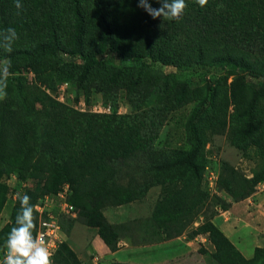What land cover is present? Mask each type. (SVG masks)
Instances as JSON below:
<instances>
[{
  "label": "trees",
  "instance_id": "obj_1",
  "mask_svg": "<svg viewBox=\"0 0 264 264\" xmlns=\"http://www.w3.org/2000/svg\"><path fill=\"white\" fill-rule=\"evenodd\" d=\"M21 2L23 9L17 10L14 0H0V30L14 28L20 38L4 59L11 62V73L26 65L42 85L7 83L0 100V213L14 190L6 183L12 173L18 180L37 179L35 189L27 191L32 205L67 182L77 215L59 217L65 235L78 221L94 229L111 252L125 237L131 244H149L202 235L217 264H264V247L246 258L212 221L217 207L228 209L264 183V163L247 177L221 162L217 182L227 200L209 194L201 155L204 130L224 132L228 126L232 145L264 157V0H208L204 7L186 0L179 20L153 19L138 0ZM149 3L160 7L157 0ZM103 54L108 57L100 58ZM109 57L120 63L146 58L170 66L199 64L234 75L229 83L193 86L149 72L145 64H111ZM64 80L87 102L92 92L100 93L101 105L111 110H79L47 92ZM122 91L130 109L118 113ZM188 103L194 105L185 122L187 149L158 146L155 140L170 112ZM157 185L160 196L148 218L122 226L105 218L104 208L141 200ZM20 210L18 199L11 222L0 228L1 255ZM53 260L83 264L64 240Z\"/></svg>",
  "mask_w": 264,
  "mask_h": 264
},
{
  "label": "rangeland",
  "instance_id": "obj_2",
  "mask_svg": "<svg viewBox=\"0 0 264 264\" xmlns=\"http://www.w3.org/2000/svg\"><path fill=\"white\" fill-rule=\"evenodd\" d=\"M60 34L66 37L65 31L62 29H60ZM19 40L20 38H18L13 45L20 42ZM99 57L107 58L108 55L103 54ZM73 60L77 64L82 63L76 56L73 57ZM108 60L111 64L115 63L114 65L145 64L149 67V72L157 73L174 80H184L193 86L206 84H211L213 86L215 80L226 81L229 83L234 75L231 74L230 71L222 68L199 64L170 66L146 58L137 62L123 60L121 63L112 57H109ZM4 61H6V59H4V51H1L0 62ZM64 81L67 82L66 90L63 94L64 103L73 106L74 108H78L79 110L100 112L95 111V109L99 108L98 106H102L100 93L92 92L89 97V102H87L84 93L77 90V88L71 84L70 80ZM12 82H17L22 85H42L41 81L26 65L20 66L18 70L9 75L7 83ZM59 84L60 82L56 83V86L58 87ZM56 88L53 91L47 89V92L49 94H56L58 92V89L56 90ZM122 93L123 91L119 94L117 106L115 108L118 113H125L130 109L128 103L123 98ZM193 105L194 103H188L170 112L163 126L159 130L157 139L155 140L158 146L182 152L187 149L185 122ZM207 117L206 114L203 117V121H206ZM200 127H202V124ZM228 131V126H226L224 132H214L205 129V144L201 155L203 156L206 165L203 172V183L209 194L230 200V196L218 187V170L221 162H227L247 177H251L253 171L258 170L264 163V157L255 154L252 149L243 151L232 145L228 139ZM36 181L37 179L34 178L18 180L15 173L8 176L6 183L11 188H14V190L13 193L8 196L0 213V228L6 223L11 222L10 214L14 204L18 201L19 197L27 194V191L35 189L38 184ZM159 196L160 186H153L147 191L146 195L141 200L133 201L125 205L113 207L108 206L103 209V214L109 223L117 226H122L124 223L126 224L133 219L148 218ZM245 200L247 206L244 204L234 210V215L238 214V210L241 208H247V211L250 212L244 216V221L248 222L244 225L246 228L240 229L236 235L238 239L242 241L240 242L242 245L236 243L237 245H240L236 247H239L241 252L246 245L253 248L257 246L264 247V231L263 229H259V226L264 224V183H259L254 192L245 198ZM233 203L234 202H232V204ZM212 208L214 209L215 207ZM217 209L219 211L220 207H217ZM217 214L213 217L212 221L219 220ZM258 214L261 215L262 219L257 220ZM200 220H202V217L199 218V221ZM199 221H195L194 226L198 225ZM237 228L238 226L236 225V229ZM202 237L204 236L198 235L193 239L187 240L183 235L158 243L149 244H131V241L125 237L119 239L118 249L116 250L117 257H115V255H109L108 252L102 248L101 242L103 241L98 237L94 229H91L78 221L74 222L69 234L65 235L61 233V239L71 247L83 264H92L94 256L98 258V264H108L114 260L139 264H217L211 257V252L213 251L212 245L205 237ZM244 252L247 253L246 250H243V253ZM1 259H3V254L0 256V260Z\"/></svg>",
  "mask_w": 264,
  "mask_h": 264
},
{
  "label": "clouds",
  "instance_id": "obj_3",
  "mask_svg": "<svg viewBox=\"0 0 264 264\" xmlns=\"http://www.w3.org/2000/svg\"><path fill=\"white\" fill-rule=\"evenodd\" d=\"M204 7L208 0H196ZM159 8L152 7L149 0H138V6L143 8L153 19L179 20L188 7L186 0H157ZM17 10L23 9L21 0H14ZM14 28L0 30V50L11 52L13 44L18 39ZM11 62H0V100L6 95L7 80L11 74ZM21 210L15 219V225L11 228L7 241V251L4 255L3 264H54L53 251L47 246L41 235H34L37 229L36 213L38 209L31 204V198L25 194L19 197Z\"/></svg>",
  "mask_w": 264,
  "mask_h": 264
},
{
  "label": "built area",
  "instance_id": "obj_4",
  "mask_svg": "<svg viewBox=\"0 0 264 264\" xmlns=\"http://www.w3.org/2000/svg\"><path fill=\"white\" fill-rule=\"evenodd\" d=\"M67 83H63L58 88L56 93L57 99L64 101L63 94L65 93ZM95 111L109 112L111 108L109 106H98ZM71 194V188L69 183H63L54 194H44L37 198L34 206L38 209L37 215V230L35 235H41L44 237L47 246L55 254L61 239V227L59 224V217L64 216L67 218H75L77 215L76 209L72 203L69 202L68 197ZM7 248L4 249V255ZM54 256V255H53ZM53 258V257H52ZM92 264H98V258L96 256L92 259Z\"/></svg>",
  "mask_w": 264,
  "mask_h": 264
},
{
  "label": "crops",
  "instance_id": "obj_5",
  "mask_svg": "<svg viewBox=\"0 0 264 264\" xmlns=\"http://www.w3.org/2000/svg\"><path fill=\"white\" fill-rule=\"evenodd\" d=\"M244 204H246V206H247V202H246V200L245 199H243V200H240V201H238V202H234L228 209H226V210H222V209H220L219 211H218V214H217V217H219V220L218 221H215V220H213V222L217 225V227L231 240L232 238H234V239H232V241L234 242H232L235 246H240V245H237L236 243H238V244H241L242 245V243H240V242H242L241 240H239L238 239V237L236 236L237 235V233H238V231H240V229H242V228H246L244 225L246 224V223H248V222H246V221H244L245 220V218H244V216H245V214H248V213H250V212H248L247 211V208L245 209H243V208H241V209H239L238 210V214H236V215H234L235 213H234V210L235 209H237V208H239V207H241V205H244ZM240 214H241V217H240ZM260 219H262L261 218V215H257V220H260ZM263 223H264V221H263ZM236 225L238 226V228L236 229ZM259 229H263V231H264V224L263 225H261V226H259ZM202 238H204V237H202ZM101 246H102V248L104 249V250H106L107 252H108V254L109 255H115V257H117V252L116 251H114V252H111L106 246H105V244L103 243V242H101ZM239 248V247H238ZM244 249H242V252H241V250H240V248H239V250H240V252L246 257V258H249V257H251L252 255H253V251H254V248L253 247H249V246H245V247H243ZM243 250H246V252L247 253H243ZM119 256V255H118Z\"/></svg>",
  "mask_w": 264,
  "mask_h": 264
}]
</instances>
